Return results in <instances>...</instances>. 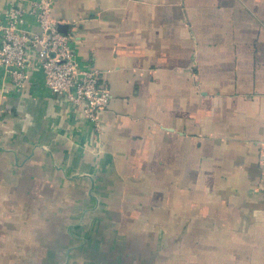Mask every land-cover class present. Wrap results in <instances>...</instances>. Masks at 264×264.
Returning <instances> with one entry per match:
<instances>
[{
	"label": "crops",
	"instance_id": "1",
	"mask_svg": "<svg viewBox=\"0 0 264 264\" xmlns=\"http://www.w3.org/2000/svg\"><path fill=\"white\" fill-rule=\"evenodd\" d=\"M51 1L112 97L0 70V264H264V0Z\"/></svg>",
	"mask_w": 264,
	"mask_h": 264
},
{
	"label": "built area",
	"instance_id": "2",
	"mask_svg": "<svg viewBox=\"0 0 264 264\" xmlns=\"http://www.w3.org/2000/svg\"><path fill=\"white\" fill-rule=\"evenodd\" d=\"M52 13L51 0H39L30 11L14 4L7 8L6 23H0V70L14 87L29 85L38 92L43 82L48 95L64 99L100 130V115L112 94L98 69L82 67L77 61L74 37L59 30ZM29 14L42 27L41 33L22 28ZM260 154L264 169V143Z\"/></svg>",
	"mask_w": 264,
	"mask_h": 264
}]
</instances>
